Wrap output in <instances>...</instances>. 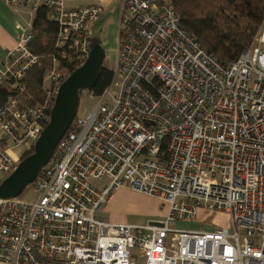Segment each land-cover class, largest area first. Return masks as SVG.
Wrapping results in <instances>:
<instances>
[{"label":"built area","instance_id":"obj_1","mask_svg":"<svg viewBox=\"0 0 264 264\" xmlns=\"http://www.w3.org/2000/svg\"><path fill=\"white\" fill-rule=\"evenodd\" d=\"M58 26L59 56L41 102L25 76L39 58L31 25L0 65L14 91L0 108V173L19 163L50 120L61 84L90 54L101 5L4 0ZM115 67L89 115L75 116L36 177V199H0V264H264V25L239 58L223 65L158 0H121ZM81 94H87L85 91ZM96 182H104L96 186ZM159 200L164 216L114 224L99 213L115 190ZM199 211L226 227L179 230Z\"/></svg>","mask_w":264,"mask_h":264},{"label":"trees","instance_id":"obj_2","mask_svg":"<svg viewBox=\"0 0 264 264\" xmlns=\"http://www.w3.org/2000/svg\"><path fill=\"white\" fill-rule=\"evenodd\" d=\"M168 2L179 18L180 25L187 30L202 47L217 61L227 65L236 61L254 41L264 25V0H158ZM31 29L34 35L31 52L39 58L35 67L25 76L27 98L25 101L35 105L44 96L45 76L53 68L54 58L59 56L55 47L58 26L46 9L40 6L33 14ZM101 44L93 37L90 48ZM112 70L103 67L98 80L91 90L94 97L102 94L111 82ZM10 82L0 84V108L13 94ZM82 95L79 93V96ZM78 109V108H77ZM7 144L0 141V150ZM33 152V147L23 152L20 161Z\"/></svg>","mask_w":264,"mask_h":264},{"label":"water","instance_id":"obj_3","mask_svg":"<svg viewBox=\"0 0 264 264\" xmlns=\"http://www.w3.org/2000/svg\"><path fill=\"white\" fill-rule=\"evenodd\" d=\"M104 59L102 46L93 45L84 64L61 84L51 110L50 120L33 146V152L22 159L16 169L0 182V199L18 197L47 165L76 116L79 93L91 90L95 86Z\"/></svg>","mask_w":264,"mask_h":264},{"label":"rangeland","instance_id":"obj_4","mask_svg":"<svg viewBox=\"0 0 264 264\" xmlns=\"http://www.w3.org/2000/svg\"><path fill=\"white\" fill-rule=\"evenodd\" d=\"M98 24L99 25H95L94 27L91 26V33L92 37H95L99 40V42H102L105 26L104 22L102 25L101 23ZM109 46H107V48L104 50L105 59L103 62V67L113 70L115 67L116 58L114 60L113 55L111 57ZM96 102L97 99L90 97L88 94L80 95L76 115L80 117L89 115L95 107ZM6 177L7 175L4 174V179ZM102 183L104 182H96L95 185L100 187ZM18 197L25 202H34L36 199L34 183L28 185ZM162 212V203L142 195L140 196L135 193H130L126 189H120L113 192V196L108 203L106 212L101 210L99 214L102 216L104 221L111 220V216H113V219L117 221L136 225H146L156 219H159L162 215ZM149 213L153 214L148 215ZM214 225L226 227L228 225V220L225 216L218 213L199 211L195 219H193L191 222H178L174 228L180 229L198 227L200 229H211Z\"/></svg>","mask_w":264,"mask_h":264},{"label":"crops","instance_id":"obj_5","mask_svg":"<svg viewBox=\"0 0 264 264\" xmlns=\"http://www.w3.org/2000/svg\"><path fill=\"white\" fill-rule=\"evenodd\" d=\"M65 1H66V6L68 8L85 7V6L94 5V4L102 6L103 12L101 16L99 17V19L92 25V27H94L95 25H99L98 23H101L102 25L104 22L105 31H103L104 36H103V39L100 45L102 46L103 50H105L107 46H109L110 44L109 46L110 54H111V57L113 55L114 60H115L116 54H117L118 20H119L120 9H121L120 8L121 0H65ZM32 18H33V15L31 14L28 8L15 9V8L7 6L4 3V0H0V65L5 64L6 52L12 49L16 44L17 31L15 28V25L17 23H21L24 26L29 25V24L31 25ZM1 140H2V136L0 133V141ZM24 151H25V148L20 147V148H17V150L15 151V154L17 156H21ZM3 179H4V174L0 173V182ZM120 189H126L130 193H135L141 196V194L133 192L129 188L125 187V188H120ZM112 196H113V193L110 196L107 204L102 208V211L106 212L108 203L110 202ZM147 198L156 200L159 203H161L159 200L155 198H151V197H147ZM152 214L153 213H149L148 215H152ZM164 214H165V208H163L162 215L159 219H161L164 216ZM99 216L103 220L100 214ZM111 218H112L111 220L105 221V222L114 223V224H131L127 222L114 220L113 216H111ZM159 219H156V220H159ZM133 225H136V224H133ZM176 229H179V228H176ZM179 230H207V229H200L198 227H193V228H180Z\"/></svg>","mask_w":264,"mask_h":264}]
</instances>
